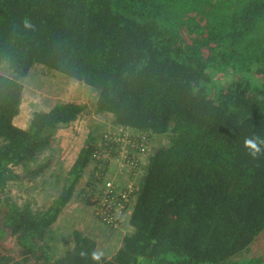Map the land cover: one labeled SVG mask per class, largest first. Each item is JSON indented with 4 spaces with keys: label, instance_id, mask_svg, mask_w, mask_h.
Returning a JSON list of instances; mask_svg holds the SVG:
<instances>
[{
    "label": "trees",
    "instance_id": "obj_1",
    "mask_svg": "<svg viewBox=\"0 0 264 264\" xmlns=\"http://www.w3.org/2000/svg\"><path fill=\"white\" fill-rule=\"evenodd\" d=\"M35 72L93 87L95 111L120 130H90L40 209L11 187L46 172V149L85 107L58 101L17 125ZM251 135L264 137V0H0V264H93L79 252L101 251L95 237L76 229L62 252L49 240L91 163L80 200L119 223L129 211L102 264H264V155L248 154ZM123 153L143 169L128 199L99 187Z\"/></svg>",
    "mask_w": 264,
    "mask_h": 264
},
{
    "label": "rangeland",
    "instance_id": "obj_2",
    "mask_svg": "<svg viewBox=\"0 0 264 264\" xmlns=\"http://www.w3.org/2000/svg\"><path fill=\"white\" fill-rule=\"evenodd\" d=\"M223 76V73L219 74ZM25 92L21 111L15 117L14 122L22 127H26L35 108L48 109L58 101H74L84 105L85 111L72 123L62 126L55 135L51 146L46 149L44 156L52 158L51 165L41 176L33 181L20 179L14 181L11 187L12 195L17 201L23 202L30 199L36 208H43L49 204L64 181L66 171L69 170L90 130L99 127V133L119 139L117 124L114 123L111 114L100 115L95 111L96 91L93 87L82 81L65 78L57 74L43 75L35 72L24 80ZM127 152V148H125ZM112 157L107 167V175L99 182V187L104 192H115L116 195L123 194L127 197L126 188L132 187L139 181L143 174L142 168L134 167V163L124 160L123 156ZM143 162L146 157H142ZM145 163V162H144ZM96 163L89 164L80 179L75 190V197L64 208L61 215L52 225V239L49 238L51 247L61 250L70 246L73 239L74 230H81L83 233L91 235L99 242V248L110 257L122 244L123 236L130 230L128 224L129 211L122 217V222H115V211L112 215L102 217V208L98 205L86 204L80 200V191L92 179L91 174ZM105 166V165H104ZM103 163L99 167H104ZM21 173V172H19ZM98 179L99 174H96ZM114 199V198H113ZM128 199V197H127ZM102 203V202H100ZM110 207V205H107ZM121 205L117 207L119 210ZM117 212V211H116ZM264 243V242H263ZM258 246H261L259 243Z\"/></svg>",
    "mask_w": 264,
    "mask_h": 264
},
{
    "label": "clouds",
    "instance_id": "obj_3",
    "mask_svg": "<svg viewBox=\"0 0 264 264\" xmlns=\"http://www.w3.org/2000/svg\"><path fill=\"white\" fill-rule=\"evenodd\" d=\"M25 27H31V25L26 22ZM244 147L253 159H258L264 155V137L260 135L247 136L244 139ZM79 256L82 259H90L93 264H102L104 253L100 250H93L90 253L87 250H81Z\"/></svg>",
    "mask_w": 264,
    "mask_h": 264
}]
</instances>
